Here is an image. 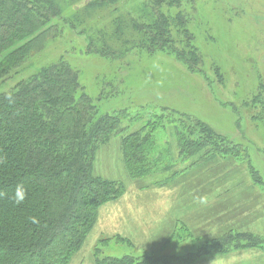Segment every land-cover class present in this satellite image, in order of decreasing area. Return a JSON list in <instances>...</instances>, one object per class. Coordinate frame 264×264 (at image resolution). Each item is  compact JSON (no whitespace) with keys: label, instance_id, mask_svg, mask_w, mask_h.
I'll return each instance as SVG.
<instances>
[{"label":"trees","instance_id":"1","mask_svg":"<svg viewBox=\"0 0 264 264\" xmlns=\"http://www.w3.org/2000/svg\"><path fill=\"white\" fill-rule=\"evenodd\" d=\"M89 1L84 13L117 2ZM192 1L146 0L134 15L115 16L108 20V26L88 32L97 41L89 38L86 50L112 58L129 51H163L195 72L202 56L187 28L189 16L182 11V6ZM53 19L56 21L50 24ZM58 20L68 22L55 0H0V78L19 68L30 53L39 51L47 37L58 35ZM75 20L82 26L86 23L79 16ZM81 32L86 33V29ZM216 72L221 78L217 68ZM259 98L256 94L252 102H261ZM126 113L99 114L81 91L76 70L62 59L0 93V191L7 193L0 198V264L70 263L94 227L98 208L123 193L120 182L93 174V161L98 147L123 129ZM143 113L137 117L144 125L121 137L122 143L127 139L124 158L132 177L151 173L150 164L157 158L148 153L152 132L167 125L175 133L177 154L191 161L184 164L179 158V168L173 162L174 169L166 167L163 172L170 173L166 180L178 182L184 192L207 194L223 174L222 168H215L218 163L247 157L239 144L190 115L168 108ZM251 171L253 180L260 181L257 171ZM17 184H23L28 192L20 205L10 199ZM239 239L246 243L240 244ZM262 240L250 232L229 230L204 241L184 259L188 262L198 255L222 252L232 242L246 247L260 245ZM46 247L54 254L52 261L48 254L39 256L34 251ZM160 260L155 256L142 260L123 256L101 258L97 264H155Z\"/></svg>","mask_w":264,"mask_h":264},{"label":"rangeland","instance_id":"2","mask_svg":"<svg viewBox=\"0 0 264 264\" xmlns=\"http://www.w3.org/2000/svg\"><path fill=\"white\" fill-rule=\"evenodd\" d=\"M55 1L68 22L58 20L60 33L47 37L39 51L30 53L19 68L0 78V93L14 88L42 67L62 59L76 70L81 91L90 97L99 114L127 112L123 129L98 147L93 161V174L120 182L123 193L117 200L98 208L95 221L98 229L94 225L69 264H97L101 258L123 256L137 260L152 256L158 260L169 259L155 264H192V258L188 262L184 259L186 253L210 239L206 237H212L206 234L213 233L214 237L224 234L220 233L228 229L230 217L234 221L251 220L245 230L252 231L264 241V104H260L264 103V0H194L182 6V11L189 16L187 28L193 35L194 46L202 56L199 72L188 70L172 54L163 51L151 54L129 51L112 58L86 50L89 38L97 41L88 32L108 26V20L115 16L134 15L146 0H117L114 6L86 9V13L84 6L89 0ZM77 16L86 21L84 26L75 20ZM55 21L53 19L50 24ZM85 29L86 33L81 32ZM256 94H260L261 102H252ZM162 108L205 122L246 151L247 157L243 160L226 159L215 166L222 168L223 174L214 181L212 192L219 193L220 205L228 203L229 207V214L221 217V222L218 217L217 221L205 219L211 215L209 213L197 214L196 208L202 205L199 201L189 207L184 200L178 201L175 195L164 191L173 183L166 180L170 173L163 172L164 168H172L173 162L175 168H179V158L184 164L191 161V158L177 154L176 136L168 125L152 132L154 136L148 153L157 158L150 164L151 173L139 177L128 174L124 158L127 139L122 143L121 137L144 125V120L137 115H144L145 110L159 112ZM128 120L131 122L127 123ZM251 168L257 171L260 181L253 180ZM186 176L184 180H187ZM224 182H227L224 190L227 189L228 196L222 199L219 186ZM145 192L152 193L150 200L144 196ZM252 194L260 196L255 199L258 204L242 209L247 204L238 203L247 202ZM120 216L125 219L126 216H137L139 222L147 223H152L151 216H178L183 227L191 229L193 235L181 234L182 226L180 237L173 236L167 229L157 237L148 238L129 229L119 233L116 230L121 229L123 218L116 227L112 225ZM205 220H209L207 225L202 224ZM171 224L168 221L166 226ZM233 227L236 229L237 226ZM198 234L202 235L195 239L194 235ZM262 241L260 245H254L261 250L242 249L241 245L234 246L235 242L231 241L222 250L226 256L208 259L209 264L222 260L221 264H264ZM238 242L246 243L240 239ZM34 251L39 256L48 254L51 261L54 256L47 247ZM207 255L198 257L202 259Z\"/></svg>","mask_w":264,"mask_h":264},{"label":"crops","instance_id":"3","mask_svg":"<svg viewBox=\"0 0 264 264\" xmlns=\"http://www.w3.org/2000/svg\"><path fill=\"white\" fill-rule=\"evenodd\" d=\"M227 182H224L223 184H221V186H219L222 190L221 192V198L224 199L225 195L226 197L228 196V193H227V189L226 191L224 190L225 189V184ZM179 183L176 182V183H172V186L166 188L167 190L164 189V191L166 192H170L172 193L173 195H175V198L178 199V201H181V200H184L185 201V204H187L189 207H192V204H195L196 202H200L202 205L200 208H196L197 209V214H204V213H209L211 214L210 216H205V219H216L215 221H217V217L219 218L220 222H221V217H225V215H228V210H229V207H228V203L227 205H220V201L219 200V193H214L212 192V190L215 188V187H212V189L210 191H208L207 194H203V193H199L198 191H192V192H184L180 189ZM160 188V187H159ZM226 193V194H225ZM241 195V194H239ZM144 196L147 197L149 200L152 198V193L151 192H145L144 193ZM141 197V196H139ZM255 199H260V196H256L255 194H252L250 197H248V201L247 202H239L238 204H247V205H244L242 207V209H247L251 206H255L258 204V202H256ZM262 199L264 200V195H262ZM212 200V202H210ZM208 208L207 210H204L203 208ZM246 210H244L245 212ZM232 209H231V213H232ZM121 217L123 218V224L121 226V229L119 230H116V232H119L121 233L122 231H125V230H131L133 232L136 231L137 232V235L138 236H142V237H145V238H148V237H157L159 236V234H161V231L164 230H168L169 232L173 233L172 235L173 236H177V237H180V228L182 226V233L181 234H185V235H189V236H192L193 233L191 231V229L189 230L187 227H183V223H181V221L178 219V216H163L161 218V216H151L150 217V220L152 221V223H147V222H144L141 220V222H139L137 216H126V219H125V216H120L119 219L112 225V227H116L117 226V222L121 219ZM149 217V216H146V218ZM236 217H240V216H236ZM243 217V216H241ZM145 218V217H144ZM161 218L162 220L161 221H158V219ZM243 218H246V217H243ZM125 219V221H124ZM127 221V222H126ZM168 221H171L172 224L171 226L167 227L166 226V223ZM242 220L239 219L237 221H234L231 217L227 220V222L230 224L226 229V230H221L219 229V231H222L220 234L222 233H225L227 232L228 230H236V231H244V232H250L252 234H254L252 231L250 230H245L246 229V225L251 221H244V222H241ZM209 222V220H205L202 224L204 225H207V223ZM121 225V224H120ZM234 225H236V229H234L235 227H233ZM96 226V229L97 228V225ZM242 227V228H241ZM95 228V227H94ZM174 231V232H173ZM115 233V231H114ZM116 234V233H115ZM199 235H202V234H198V235H194V238H199L200 236ZM254 235H257V234H254ZM205 236H216L214 235L213 233L210 234H206ZM212 237H206V239H209V238H212ZM242 249H253V248H256V249H260L261 248L258 246H246V247H241ZM196 250V249H195ZM195 250H192V251H195ZM179 253V252H177ZM226 253L225 252H221L220 254H216V255H207V256H202L203 258L200 259L199 257H196L192 260V264H196L200 261H206L204 264H209L210 263V260L208 259H216L220 256H226L225 255ZM177 262V261H176ZM224 261L222 260L220 263H217V264H221L223 263Z\"/></svg>","mask_w":264,"mask_h":264},{"label":"clouds","instance_id":"4","mask_svg":"<svg viewBox=\"0 0 264 264\" xmlns=\"http://www.w3.org/2000/svg\"><path fill=\"white\" fill-rule=\"evenodd\" d=\"M6 195H7L6 192L0 191V198H3ZM27 196H28V192L25 186L23 184H17L11 194L10 199L15 205H20L25 202Z\"/></svg>","mask_w":264,"mask_h":264}]
</instances>
